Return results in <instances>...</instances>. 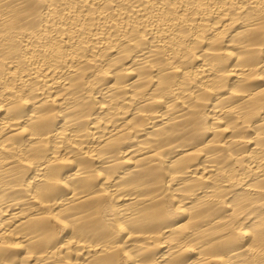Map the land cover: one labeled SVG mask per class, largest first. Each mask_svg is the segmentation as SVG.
Returning a JSON list of instances; mask_svg holds the SVG:
<instances>
[{"label":"bare ground","instance_id":"bare-ground-1","mask_svg":"<svg viewBox=\"0 0 264 264\" xmlns=\"http://www.w3.org/2000/svg\"><path fill=\"white\" fill-rule=\"evenodd\" d=\"M0 264H264V0H0Z\"/></svg>","mask_w":264,"mask_h":264}]
</instances>
